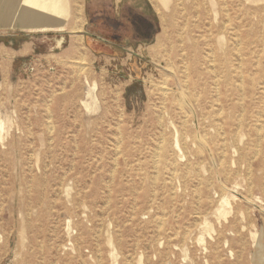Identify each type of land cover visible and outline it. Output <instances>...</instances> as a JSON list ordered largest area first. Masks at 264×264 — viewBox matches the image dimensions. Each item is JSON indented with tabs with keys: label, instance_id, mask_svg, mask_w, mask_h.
<instances>
[{
	"label": "rangeland",
	"instance_id": "374dc122",
	"mask_svg": "<svg viewBox=\"0 0 264 264\" xmlns=\"http://www.w3.org/2000/svg\"><path fill=\"white\" fill-rule=\"evenodd\" d=\"M119 1L0 28V264H264V0Z\"/></svg>",
	"mask_w": 264,
	"mask_h": 264
},
{
	"label": "bare ground",
	"instance_id": "6f19581e",
	"mask_svg": "<svg viewBox=\"0 0 264 264\" xmlns=\"http://www.w3.org/2000/svg\"><path fill=\"white\" fill-rule=\"evenodd\" d=\"M77 1V0H76ZM162 2L164 3V5L167 4L168 0H162ZM71 0H0V28L4 29V30H10V29H16L19 28L20 30H25V29H31V30H39V31H50V32H54L55 29H60L61 32L65 30V26H66V21L67 18L69 16V11H70V4ZM167 6V5H166ZM196 7L201 6L203 13H204V0L200 1V0H196ZM158 8V7H157ZM225 8V7H224ZM160 9V7H159ZM227 10V9H226ZM78 12V11H77ZM210 24V23H209ZM75 27H71V29H74ZM184 28V27H183ZM55 32H59V31H55ZM82 38V37H81ZM81 42V41H80ZM160 42V40H159ZM240 44V43H239ZM29 45V44H28ZM237 45V44H236ZM84 46V45H83ZM159 46L156 45L154 48H152V52H154L156 50V48ZM160 49V48H159ZM171 50V49H170ZM212 53V52H211ZM168 54V53H167ZM166 54V55H167ZM207 55V54H206ZM223 56H225V58H230L232 56V53L229 52H225L223 54ZM213 59V58H212ZM81 60V59H80ZM83 60V59H82ZM76 62V61H75ZM82 62V61H81ZM81 62H76V63H80ZM170 62V61H169ZM84 63V62H83ZM210 65V64H209ZM213 65V63H212ZM171 67V66H169ZM168 67V69H169ZM171 70V69H169ZM187 70V69H185ZM173 71V70H172ZM186 73V72H185ZM212 73V72H211ZM216 78V76H215ZM186 79V78H185ZM241 80V78H240ZM186 81V80H185ZM186 84V82H185ZM216 84V83H215ZM160 86V85H159ZM217 87V86H216ZM242 87V86H241ZM167 88V87H166ZM161 89V88H160ZM163 89V88H162ZM161 89V90H162ZM187 89V88H186ZM185 89V90H186ZM236 92L239 95V99L240 100H244L245 96L244 94L246 93L245 90H241V89H235ZM217 91V90H216ZM160 92V91H158ZM175 92V91H174ZM256 92L255 87L250 86L248 89V93L250 98H252V96H254ZM163 93L164 90H163ZM264 93V86L262 89V92ZM164 102V101H163ZM165 103V102H164ZM173 103V102H172ZM163 105V104H162ZM242 106V104L240 105ZM238 105V108L240 110H245L244 107H240ZM163 107V106H161ZM163 111V110H162ZM221 111V110H220ZM219 113V112H218ZM260 116H264V114L262 113ZM188 117V116H187ZM241 117V114H240ZM239 117V118H240ZM200 118V117H199ZM238 118V119H239ZM185 119V117H184ZM193 119V118H192ZM243 118L239 119V123L242 125L244 123ZM171 122V121H170ZM183 122V121H182ZM51 123V122H50ZM260 123V122H258ZM49 124V123H48ZM52 124V123H51ZM239 124V125H240ZM2 125V123H1ZM203 127V126H202ZM221 127V126H220ZM261 127V125H260ZM51 128V127H49ZM262 128V127H261ZM202 129V128H201ZM52 130V128H51ZM237 130V129H236ZM246 131V130H245ZM258 131V130H257ZM260 131V130H259ZM249 133V132H248ZM179 135V133H178ZM177 135V137H178ZM200 135V134H199ZM204 135L203 133L201 134V136ZM172 136V134H171ZM223 136V135H222ZM259 136V135H258ZM176 137V136H175ZM161 138V137H160ZM163 138V137H162ZM180 138V136H179ZM183 138V136L181 137ZM180 138V141H181ZM201 138V137H200ZM204 138V137H203ZM193 139V138H192ZM196 139V138H195ZM162 140V139H161ZM185 140V139H184ZM201 140V139H199ZM204 141V139H202ZM160 141V140H159ZM196 141V140H195ZM202 141V142H203ZM182 142V141H181ZM180 142V143H181ZM199 142V141H197ZM200 141V143H202ZM206 142V141H205ZM259 142V141H258ZM223 143V142H222ZM164 144V143H163ZM204 144V143H203ZM162 145V144H161ZM199 145V144H198ZM204 144V148H205ZM224 145V144H223ZM184 146V144H183ZM203 146V145H202ZM178 147V146H177ZM182 147V146H181ZM186 146H184L185 148ZM158 149V148H157ZM200 149V148H199ZM234 149V148H233ZM237 149V148H236ZM156 150V149H154ZM159 150V149H158ZM192 150V149H191ZM201 150V149H200ZM116 151V150H115ZM119 151V150H118ZM210 151V150H209ZM235 151V150H234ZM172 152V151H171ZM175 152V151H174ZM199 152V151H198ZM118 153V152H117ZM116 153V154H117ZM156 153V152H154ZM187 153V152H186ZM204 153V152H202ZM223 153V152H222ZM120 154V153H119ZM157 154V153H156ZM185 154V152H184ZM201 154V153H200ZM200 154H198L200 156ZM32 155V154H31ZM160 155V154H159ZM187 155V154H185ZM118 156V155H117ZM223 156V154H222ZM221 156V158H222ZM186 157V156H185ZM224 157V156H223ZM117 158V157H116ZM175 160V159H174ZM38 161V160H37ZM176 162V161H175ZM211 162V161H209ZM174 163V162H173ZM189 163V162H188ZM218 163V162H217ZM176 164V163H175ZM190 164V163H189ZM219 164V163H218ZM186 166V165H185ZM184 166V168H185ZM195 166V165H194ZM213 166V165H212ZM222 167V166H221ZM203 168V167H201ZM213 168V167H212ZM211 168V169H212ZM1 169V168H0ZM221 170V169H220ZM175 171V170H174ZM219 171V170H218ZM224 171V170H223ZM172 173V172H171ZM175 173V172H174ZM177 174V173H176ZM220 174V172H219ZM179 175V174H178ZM187 175V174H186ZM222 175V174H221ZM174 176V175H173ZM191 176V175H190ZM189 176V177H190ZM178 177V176H177ZM200 180V179H199ZM224 181V180H223ZM169 182V181H168ZM217 182V181H216ZM218 183V182H217ZM216 184V183H215ZM209 187V186H208ZM225 187V186H224ZM226 189V188H225ZM66 193V192H65ZM174 193V192H172ZM222 194V193H221ZM250 195V194H249ZM199 196V195H198ZM225 197V196H224ZM247 200V199H246ZM223 201H226V199H224ZM248 201V200H247ZM248 203V202H247ZM222 205V204H221ZM261 209V208H260ZM132 215V214H131ZM162 215H160L161 217ZM199 216V215H198ZM159 218V217H158ZM162 218V217H161ZM160 218V221H162ZM155 219V218H154ZM158 220V219H156ZM159 221V220H158ZM159 223V222H158ZM157 225V224H156ZM160 225V223H159ZM158 226V225H157ZM2 229V227H1ZM159 229V227H158ZM186 230V229H185ZM187 233V232H186ZM182 236H185L182 235ZM2 238V236L0 237V239ZM5 238H8V235L5 236ZM264 247V246H263ZM220 248V247H219ZM217 249V248H216ZM231 252V251H230Z\"/></svg>",
	"mask_w": 264,
	"mask_h": 264
},
{
	"label": "flooded vegetation",
	"instance_id": "af4514ba",
	"mask_svg": "<svg viewBox=\"0 0 264 264\" xmlns=\"http://www.w3.org/2000/svg\"><path fill=\"white\" fill-rule=\"evenodd\" d=\"M115 5H112V9H116V6L114 7ZM124 15L126 14V13H123ZM109 15V14H108ZM110 17H107L108 18V22H110V24H111V26L113 27V26H116V27H118V29H120V30H124V29H129V30H131L133 33L134 32H136V33H140V32H142L141 31V27L139 26V25H137L138 23H140L139 21H140V17H138L139 16V14H133L132 15V13H130V14H126L125 15V18H124V23L122 22V19L123 18H118V20H117V22L116 21H114V19L116 18V17H114L113 15H109ZM121 19V20H120ZM126 25V27H125V25ZM148 32H149V30H148ZM115 39H116V37H114ZM119 39V38H118Z\"/></svg>",
	"mask_w": 264,
	"mask_h": 264
},
{
	"label": "crops",
	"instance_id": "0c3cea01",
	"mask_svg": "<svg viewBox=\"0 0 264 264\" xmlns=\"http://www.w3.org/2000/svg\"><path fill=\"white\" fill-rule=\"evenodd\" d=\"M122 2H123V0L119 1V3H122ZM113 4L117 7L118 3L116 1H114ZM134 5H135L134 0H128L127 3H125V5L122 6V8L125 7V10L127 9L126 10L127 11V13H126L127 15L130 14V13H132V15L133 14H140V13L136 12V8H135ZM62 40H63V38H62Z\"/></svg>",
	"mask_w": 264,
	"mask_h": 264
}]
</instances>
